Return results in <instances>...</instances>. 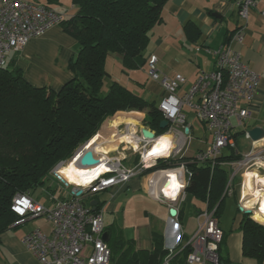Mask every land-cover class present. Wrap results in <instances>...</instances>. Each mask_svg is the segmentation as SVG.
Returning a JSON list of instances; mask_svg holds the SVG:
<instances>
[{
  "label": "trees",
  "instance_id": "1",
  "mask_svg": "<svg viewBox=\"0 0 264 264\" xmlns=\"http://www.w3.org/2000/svg\"><path fill=\"white\" fill-rule=\"evenodd\" d=\"M29 1L48 8L58 3V0ZM168 1L72 0L77 13L66 16L60 25L77 40L79 51L69 63L74 77L59 89L30 83L16 57L8 56L6 65L0 67V233L18 218L11 209L14 196L28 193L33 197L36 190L46 187L53 169L68 162L98 133L103 122L117 112H144L145 126L156 136L167 133L168 126L161 128L164 117L159 104L115 80L105 93L103 86L105 78H111L106 69L110 54L121 55L127 70L147 65L144 53L150 43V32L162 23ZM236 30L228 34L224 45L231 43ZM126 120L138 122L137 118ZM246 132L240 135L245 136ZM241 158L236 149L227 148L214 160L202 164L192 163V158L185 156L159 159L156 166L146 172L186 162L191 172L187 193L205 203L209 210L216 207L218 217L228 198L223 196L231 174L226 163ZM50 196L55 203L64 199H57L53 192ZM94 199L98 200L95 212H100L105 202L98 199L97 193L86 195L82 202L89 206ZM237 210L240 212L238 207ZM243 214L240 227L243 256L262 264L264 224ZM155 240L153 250H140L135 248L133 240L111 238L112 264H162L169 251L164 248L162 238ZM189 252V247H185L174 255L171 264L183 263ZM221 263L229 264L220 255Z\"/></svg>",
  "mask_w": 264,
  "mask_h": 264
},
{
  "label": "built area",
  "instance_id": "2",
  "mask_svg": "<svg viewBox=\"0 0 264 264\" xmlns=\"http://www.w3.org/2000/svg\"><path fill=\"white\" fill-rule=\"evenodd\" d=\"M259 1L234 0L242 25L234 33L229 45L223 44L214 52V70L200 72L196 82L184 95L179 94L180 87L186 81L184 76L176 74L171 77L161 73L157 67V55L148 57L147 74L152 80L159 81L163 89L159 110L164 120L168 121L167 126L171 133V148L167 152L162 148L147 158L156 145L157 138L161 136L150 140L143 135H136L140 161L134 167L125 166L122 158L96 154L102 158L100 163L103 162L109 168L93 176L84 185L67 182L59 166L53 169V176L58 181L66 187L73 186L71 193L54 207L41 204L28 193H17L14 196L11 209L18 218L10 227L22 225L38 217H45L51 224L50 236L40 229H33L22 238L23 244L38 258L40 264H112L111 248L103 239V212L93 211L92 206L83 204L82 199L86 195L127 183L155 166L159 159L183 157L184 147L190 140L186 107L205 124L212 135L209 147L196 153L191 159L192 163L202 164L214 160L224 149L236 148L233 129L236 125L243 126L251 116L260 75L243 61L241 53L233 47V43H243L250 14ZM260 13L264 17V9ZM65 18L64 13L29 0H0V67L6 65L10 54L21 52L32 38L44 35L50 28L61 24ZM186 128L188 132L185 131ZM245 137L250 140L247 132ZM256 144L257 142H252L250 151L241 159L226 163L231 174L223 193V196H233L235 180L240 177L239 210L242 213L250 210L252 219L255 210L260 209L264 201V145ZM82 149L83 146L75 153L73 161L80 157ZM97 167L95 165L94 168ZM167 171H174L176 176V196L173 198L185 195L191 175L186 162H180L173 168L156 170L149 193L162 200L169 197L164 188L172 178L166 174ZM77 190H82V193L77 195ZM250 203L251 209L247 207ZM215 212L216 207L198 214L197 228L188 238L181 228L179 242L166 248L169 254L162 264H171L174 255L185 247L190 249L186 258L187 264H220L219 249L224 233Z\"/></svg>",
  "mask_w": 264,
  "mask_h": 264
},
{
  "label": "crops",
  "instance_id": "3",
  "mask_svg": "<svg viewBox=\"0 0 264 264\" xmlns=\"http://www.w3.org/2000/svg\"><path fill=\"white\" fill-rule=\"evenodd\" d=\"M69 1H71L70 5H67ZM50 6L53 10L64 13L67 18L77 13V7L74 6L72 0H58V3ZM263 9L264 0H260L250 14L243 43H233V47L241 53L243 61L260 75V84L254 97L251 116L243 126L236 125L233 129L236 141L235 149L242 156L250 151L252 140L240 133L255 126L264 128V17L260 13ZM162 15V23L156 25L150 32V43L144 53L145 59L147 62L150 55L156 54L158 57L157 67L161 73L171 77L176 74L183 75L186 81L180 87L179 94L184 95L196 82L200 72L214 70V52L224 44L228 34L242 25V21L234 0H169ZM78 51L77 40L59 24L50 28L44 35L32 38L25 48L19 53H14L16 55L13 57L17 58L18 65L23 69L24 76L30 83L35 86L59 89L74 77L73 72L69 69V63L77 56ZM113 57L122 66L123 78L119 74H117L119 77H115L109 72L107 65ZM106 69L111 74L112 81H118L144 98L157 104L160 103L163 92L161 83L149 77L147 65L141 68L145 73L144 76H138L141 72L140 69H124L121 55L110 54ZM186 110L191 111L186 107L185 113ZM117 115H135L138 123L130 121L119 124L115 121ZM145 115L144 112L138 111H119L107 118L95 135L99 136L98 147L94 148L95 153L122 158V163L127 167H134L138 164L140 155L130 152L129 149H133V146L120 140L119 136L129 132L134 136L142 135L141 127ZM186 118L187 125L190 127V140L184 147V156L192 158L196 153L209 147L212 135L195 115L191 119ZM196 120L201 123L208 135L199 138L204 146L192 149L190 143L197 128ZM122 127L125 128L126 133L122 132ZM165 134L171 136L169 128ZM256 145L263 146L264 138L259 140ZM109 146H115L114 150L106 152L104 149ZM133 151L136 152L137 149ZM173 166L169 168H173ZM155 171L144 172L125 184L113 186L97 193L98 199L105 202L102 212L105 231H109L111 234L110 240L114 237L133 240L136 249L153 250L155 239L162 238L164 248H171L179 242L181 228L185 231V237H189L195 232L197 217L200 213L198 211L207 209L206 204L187 191L180 198L168 197L166 200L151 195L149 188L155 178ZM240 181V177L235 180L234 195L236 198L234 195L228 197L237 200L235 202L238 208ZM171 182L175 183L174 180ZM262 182L264 183V178ZM170 192L166 190V193L170 194ZM145 197H149L158 204L144 209L145 221L139 224H128L127 213L131 207L128 203L129 199L140 200ZM55 205L54 201L53 207ZM172 207L177 209L176 216H171L169 213ZM225 209L226 205L223 212L217 217L224 233L220 255L229 264H260L256 259L243 256V234L240 227L244 214L238 212L237 208L236 212H225ZM106 213H108L107 218H105ZM224 214H228L225 226L221 223V217ZM118 217L123 218V224L118 222ZM129 226H133V229ZM33 229H40L45 235H51V224L45 217L29 220L0 233V264H40L38 258L22 242L23 236ZM181 264L187 263L184 261ZM205 264L212 263L206 262Z\"/></svg>",
  "mask_w": 264,
  "mask_h": 264
},
{
  "label": "rangeland",
  "instance_id": "4",
  "mask_svg": "<svg viewBox=\"0 0 264 264\" xmlns=\"http://www.w3.org/2000/svg\"><path fill=\"white\" fill-rule=\"evenodd\" d=\"M70 2L71 1H69L67 3V5H70ZM15 55L16 54H14V53L11 54V56H15ZM107 67L109 68V72L112 73L115 77L122 76V73H121L123 71L122 68H121L122 66H120V64H119V62H118V60L116 58L113 57V59H111L110 62L108 63ZM136 70H139V69H136ZM117 74H119V76H117ZM144 74L145 73L143 72V70H141V72L138 74V76H142L143 77ZM122 78H123V76H122ZM116 79H118V78H116ZM111 82H112L111 78H108V77L105 78V84L103 86V92L104 93L108 91ZM193 115H195V114L192 113L191 111L186 110V116L189 119L193 118ZM115 118L118 119V123L120 124V123H128L130 121H127L126 118L133 119V118H136V116L135 115H117V117H115ZM196 123H197L196 124L197 128L195 130V133L193 134L192 141L190 143V146H191L192 149H195V148H197V147H199L201 145L204 146V144L199 141V138L201 139V138L205 137V135H208V133L202 127L201 123L199 121H197V120H196ZM140 124H142V123L140 122ZM142 125H144V124H142ZM122 132L126 133L124 127H122ZM252 142H258V141H252ZM129 150H130V152H132L134 154H139L140 155L139 151H136V152L133 151L135 149L131 148ZM73 157L68 162L61 163L58 166L60 168L65 166L70 161H72ZM72 189H73L72 185L70 187H65L63 183L57 181V179L54 176H51L49 182L46 185V187L39 188L38 190H36L34 192V194H33V198L37 199L42 204H45L47 206L51 205V207H53V202H52L51 196H50L51 192H53L54 196L58 199V198H61V197L63 198L64 195H67V194L71 193ZM128 203H129V206H131V207L129 208V211L127 213V217H128L127 220L128 221L127 220L126 221H127L128 224L133 225V223L134 224H139L140 222L145 221L146 219H145L144 209L145 208H151V206H153V205L155 206L157 202L153 201L149 197H145V198H141L140 200H138L136 198L135 199L130 198ZM236 208H237V205H236L235 199L227 198V200H226V209L224 211L225 212H236ZM107 217H108V213H106V215H105V218H107ZM227 217H228V214H224L221 217V223H222L223 226H225V221L227 220ZM254 217L258 218V219H261V220H264V217L262 215H260L259 213L258 214H254ZM118 219H119L118 222L120 224H123V218L120 219L118 217ZM129 227H131L133 229V226H129Z\"/></svg>",
  "mask_w": 264,
  "mask_h": 264
},
{
  "label": "bare ground",
  "instance_id": "5",
  "mask_svg": "<svg viewBox=\"0 0 264 264\" xmlns=\"http://www.w3.org/2000/svg\"><path fill=\"white\" fill-rule=\"evenodd\" d=\"M98 138H99V136L93 137L91 140H89V142L84 147L85 148H91V147L92 148H97L98 147V143H97ZM119 139L124 141V142H127L128 144H130L131 146L135 147L136 149L138 148V144L136 142V138H135L134 135L131 134V132H129L128 134L120 135ZM170 140H171V136L169 134H164L161 137L157 138V143L154 146V148L151 150V152L147 155V158L151 157V155H153L155 152H158L159 149H162V148H164L163 150L167 152V150L171 148L170 147ZM113 147H115V146H109V147L105 148L104 150L106 152H108V151L112 150ZM94 167L95 166L80 167V166L77 165V161H73V159H72V161H70L68 164H66L65 166L61 167L60 171H61V174L63 175V177L65 178V180L67 182L81 186V185H84L87 182H89V180L93 176H95L96 174L104 172V171H106L109 168L103 162L99 163L97 168H94ZM166 174H169V176H171V178H172L171 181H173V180L175 181V177L176 176H175V172L174 171L166 172ZM165 186H166L165 187L166 188L165 192H166V190L168 192L171 191L170 194L166 193L167 196L175 197L176 196V191L175 190L177 188L176 187V183L173 184L172 182H169ZM171 189H173V190H171ZM247 207L251 209L252 208V203H250ZM258 213L264 217V201L261 204V208L255 210L254 214H258ZM254 219H256V218L254 217Z\"/></svg>",
  "mask_w": 264,
  "mask_h": 264
},
{
  "label": "water",
  "instance_id": "6",
  "mask_svg": "<svg viewBox=\"0 0 264 264\" xmlns=\"http://www.w3.org/2000/svg\"><path fill=\"white\" fill-rule=\"evenodd\" d=\"M168 125V121L167 120H163L161 122V128L165 129ZM186 132H188V128L185 129ZM141 133L142 135L147 138V139H154L156 137V134L154 131H152L149 127L142 125L141 127ZM247 133L249 134V137L252 141H259L261 139L264 138V128L260 127V126H255L249 130H247ZM88 142H86L84 144V146H86ZM83 146L82 149V154L80 155V157L76 160L77 161V165L80 167H91V166H95L98 165L101 161L102 158L101 157H97L96 153L94 151V148H85ZM67 184V183H66ZM75 193L77 195H80L82 193V190H77L75 191ZM98 204V200L94 199L90 202V205L92 206V210L95 211L96 210V206ZM171 216H176L177 214V209L175 207H172L169 211ZM246 214H250L251 211L250 210H245ZM110 232L109 231H105L103 233V239L105 242H109L110 240ZM223 264V263H221Z\"/></svg>",
  "mask_w": 264,
  "mask_h": 264
}]
</instances>
